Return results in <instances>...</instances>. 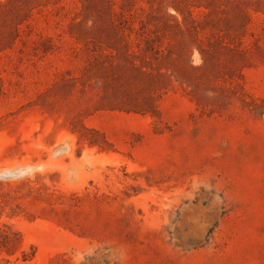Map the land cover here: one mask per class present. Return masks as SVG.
Masks as SVG:
<instances>
[{"label": "rangeland", "instance_id": "374dc122", "mask_svg": "<svg viewBox=\"0 0 264 264\" xmlns=\"http://www.w3.org/2000/svg\"><path fill=\"white\" fill-rule=\"evenodd\" d=\"M0 2V264H264V4Z\"/></svg>", "mask_w": 264, "mask_h": 264}, {"label": "clouds", "instance_id": "9594fccd", "mask_svg": "<svg viewBox=\"0 0 264 264\" xmlns=\"http://www.w3.org/2000/svg\"><path fill=\"white\" fill-rule=\"evenodd\" d=\"M41 170V166L38 164L12 168H0V182L22 181L35 176V174Z\"/></svg>", "mask_w": 264, "mask_h": 264}, {"label": "trees", "instance_id": "16d2710c", "mask_svg": "<svg viewBox=\"0 0 264 264\" xmlns=\"http://www.w3.org/2000/svg\"><path fill=\"white\" fill-rule=\"evenodd\" d=\"M107 1H108V4H109V3H112L114 0H107ZM241 1L242 0H210V5L209 6H207V5H201V6H199V7L197 6L195 8H197V9L205 8V9L209 10L212 13V9H211L210 6H212L213 9H216V8H218L220 6H223L224 4H227V6H229V5H235V4L236 5H240ZM251 1H257L258 4H264V0H251ZM0 5L3 6V3L0 2ZM176 10L183 17V20L182 21L179 18H175L176 27L178 29L182 30V27L183 26H187L188 25V20L185 17L184 13H182V11H180L179 9H176ZM254 11L257 14L258 13H261V12L264 14V11H258L256 9H254ZM203 14H205V13H203ZM193 24L195 25L196 23L193 21ZM200 26L203 27L202 24H200L199 27ZM195 29H196V27H195ZM203 30H205V29H203Z\"/></svg>", "mask_w": 264, "mask_h": 264}]
</instances>
